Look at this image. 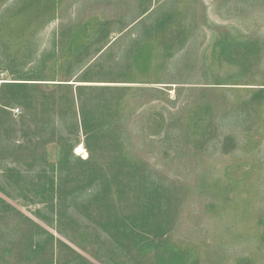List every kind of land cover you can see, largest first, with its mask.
<instances>
[{"label":"rangeland","instance_id":"obj_1","mask_svg":"<svg viewBox=\"0 0 264 264\" xmlns=\"http://www.w3.org/2000/svg\"><path fill=\"white\" fill-rule=\"evenodd\" d=\"M0 264H264V0H0Z\"/></svg>","mask_w":264,"mask_h":264},{"label":"trees","instance_id":"obj_2","mask_svg":"<svg viewBox=\"0 0 264 264\" xmlns=\"http://www.w3.org/2000/svg\"><path fill=\"white\" fill-rule=\"evenodd\" d=\"M2 85L6 86V87H10L16 92H18L19 89H27V90H34V91L36 90L37 91L36 97H38V98H39L38 94L40 92H42V89L44 88V86H42V84H34V83H32V84H26V83H14V84H12V83H4ZM61 86H63V85H61ZM67 89H70V87H67ZM81 89H82L81 86L76 87V92L75 93L78 96L77 97V102L79 100V94H80L79 92H80ZM110 90H112L113 92H117V91H120L121 89L120 88H110V87H106L104 89H99V91H101V92L110 91ZM122 90H124V89H122ZM49 92L52 94L53 93L52 89L49 90ZM51 94H49L48 100H50ZM33 99L31 97H29V99H27V101H29L31 104H34L33 103L34 102ZM39 99H37V100H39ZM40 100H41V104L44 105V101L47 100V98H43V99H40ZM50 101H53V100H50ZM52 103L54 104V101ZM79 105H80L79 111H80V115H81V130L83 131V133L85 135V138H86V140H85V148L87 150H89V151H93L94 149L90 148V141L92 139H94L98 135L99 129H100L101 126H99L97 124V119L90 120V119L87 118L88 113H87V110H86L87 109V105L86 104H84L82 101H80ZM97 108L98 109L100 108L99 111H101L102 115H106L107 113H109V108L107 107V105H103V104L99 103V104H97ZM97 155L100 156V154H97ZM92 156H93V154H91V160L85 161V164L91 165L93 171L96 170L97 173L98 172L101 173L102 170H103L102 164H97L96 163L97 160L96 161L92 160V159H94ZM116 159H114V160L117 161V162L114 165H112L109 168H107V171L110 174H113V178H112L111 184L113 182L115 183L119 179L121 174L124 172V170L127 169V165L126 164L118 163V159L117 160ZM130 167L131 166L128 164V169H130ZM104 171H106V170H104ZM107 185H109V183L105 182L104 186H107ZM115 185L117 186L116 183H115ZM127 187H130V185L127 184ZM108 189H109V186H108ZM121 195L124 196V193L121 194ZM164 232H166V231H162V233L159 232L158 234H156L157 232L155 234L154 233L150 234V237H155V238L156 237L157 238L162 237Z\"/></svg>","mask_w":264,"mask_h":264},{"label":"bare ground","instance_id":"obj_3","mask_svg":"<svg viewBox=\"0 0 264 264\" xmlns=\"http://www.w3.org/2000/svg\"><path fill=\"white\" fill-rule=\"evenodd\" d=\"M83 153H84L83 146L82 145L77 146L76 149H75V154L76 155H80V154H83Z\"/></svg>","mask_w":264,"mask_h":264},{"label":"built area","instance_id":"obj_4","mask_svg":"<svg viewBox=\"0 0 264 264\" xmlns=\"http://www.w3.org/2000/svg\"><path fill=\"white\" fill-rule=\"evenodd\" d=\"M18 111L19 110H17V109L16 110H12V112L15 113V114L18 113Z\"/></svg>","mask_w":264,"mask_h":264}]
</instances>
